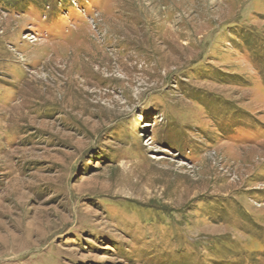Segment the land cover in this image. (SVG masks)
I'll list each match as a JSON object with an SVG mask.
<instances>
[{
	"label": "rangeland",
	"instance_id": "obj_1",
	"mask_svg": "<svg viewBox=\"0 0 264 264\" xmlns=\"http://www.w3.org/2000/svg\"><path fill=\"white\" fill-rule=\"evenodd\" d=\"M0 264H264V0H0Z\"/></svg>",
	"mask_w": 264,
	"mask_h": 264
},
{
	"label": "bare ground",
	"instance_id": "obj_2",
	"mask_svg": "<svg viewBox=\"0 0 264 264\" xmlns=\"http://www.w3.org/2000/svg\"><path fill=\"white\" fill-rule=\"evenodd\" d=\"M97 73V72H96Z\"/></svg>",
	"mask_w": 264,
	"mask_h": 264
}]
</instances>
